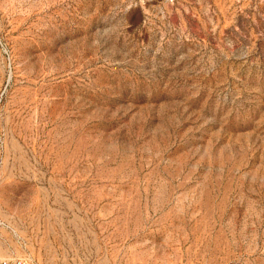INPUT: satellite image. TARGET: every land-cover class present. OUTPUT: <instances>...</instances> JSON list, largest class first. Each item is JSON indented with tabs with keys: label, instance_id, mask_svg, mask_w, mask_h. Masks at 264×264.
I'll list each match as a JSON object with an SVG mask.
<instances>
[{
	"label": "rangeland",
	"instance_id": "rangeland-1",
	"mask_svg": "<svg viewBox=\"0 0 264 264\" xmlns=\"http://www.w3.org/2000/svg\"><path fill=\"white\" fill-rule=\"evenodd\" d=\"M0 258L264 264V0H0Z\"/></svg>",
	"mask_w": 264,
	"mask_h": 264
},
{
	"label": "built area",
	"instance_id": "built-area-1",
	"mask_svg": "<svg viewBox=\"0 0 264 264\" xmlns=\"http://www.w3.org/2000/svg\"><path fill=\"white\" fill-rule=\"evenodd\" d=\"M0 225L3 226L4 223L0 220ZM0 264H35L33 259L29 255L21 256H9L0 258Z\"/></svg>",
	"mask_w": 264,
	"mask_h": 264
},
{
	"label": "crops",
	"instance_id": "crops-1",
	"mask_svg": "<svg viewBox=\"0 0 264 264\" xmlns=\"http://www.w3.org/2000/svg\"><path fill=\"white\" fill-rule=\"evenodd\" d=\"M0 243H1V241H0Z\"/></svg>",
	"mask_w": 264,
	"mask_h": 264
}]
</instances>
